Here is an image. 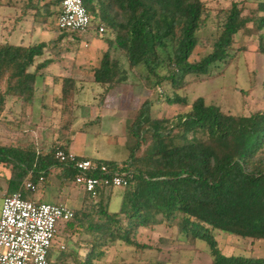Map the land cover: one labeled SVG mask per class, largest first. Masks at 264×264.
Wrapping results in <instances>:
<instances>
[{"label": "trees", "instance_id": "trees-1", "mask_svg": "<svg viewBox=\"0 0 264 264\" xmlns=\"http://www.w3.org/2000/svg\"><path fill=\"white\" fill-rule=\"evenodd\" d=\"M39 1L24 4L30 11ZM246 1L234 0L230 7L215 10L205 0H84L91 17L88 29L56 25L55 36L48 41L0 42V163L11 170L4 197L20 193L24 199L42 203V197L33 200L28 194L43 196L56 178L60 188L69 183L78 186L87 202L84 209L54 202L69 207L73 215L57 223L66 245H59L57 234L48 253L50 264H67V253L75 243L84 254L79 252L74 264H104L101 259L117 243L139 251L137 264H191L181 250L163 252L162 247H157L154 261H141V252L153 246L139 241V235L159 226L172 232L170 239L161 237L162 245L181 241L197 252L194 246L203 242L210 248L211 264H264V256H253L257 241H264V110L249 115L227 113L207 102L206 96L189 101L178 92L224 73L247 50L235 47L240 31L256 34L257 51L264 55V0L258 1L250 15L244 12ZM62 3L55 0L49 5L47 24L61 13ZM209 25H213L212 33L201 35ZM96 30L101 36L105 33L102 40L107 48L91 77L105 87L103 98L117 85L130 83L133 73L151 91L170 85L175 93L167 101L185 108L173 123L152 118L153 101L146 100L129 125L133 143L124 161L80 155L71 160L68 156L72 134L85 130L75 129L74 124L77 96L86 79L74 72L76 56L60 73L51 72L50 66L60 61L62 53L76 54L85 33ZM66 36L74 38L72 47L61 46ZM201 37L206 40L202 42ZM200 45L206 52L192 59ZM49 91L51 104L46 102ZM37 103L42 110H51L50 115L42 112L39 121ZM49 118L60 144L40 150L36 125ZM59 151L65 153L64 159ZM84 159L96 166L87 172L99 181L92 191L76 182L81 174L76 162ZM116 174L128 183L121 187L119 208L111 209ZM28 182L35 185L34 190L27 187ZM233 239L250 242L251 247L234 248Z\"/></svg>", "mask_w": 264, "mask_h": 264}, {"label": "rangeland", "instance_id": "rangeland-1", "mask_svg": "<svg viewBox=\"0 0 264 264\" xmlns=\"http://www.w3.org/2000/svg\"><path fill=\"white\" fill-rule=\"evenodd\" d=\"M205 1L208 6L218 10L230 7L234 0ZM258 1L259 0L246 1L244 7L246 15H250L251 10L256 9ZM56 22L55 15L51 17V23H48V27L44 33L50 34L49 36H51V33L54 34V29L57 25ZM94 24H96V22ZM93 27L96 28V25H93ZM212 31L213 25H209L206 30L202 31L201 35L208 36ZM98 33V31L93 34L85 33L86 37L76 52L77 55L79 54V63H85L82 62L84 60L90 61L88 66L81 68V71L78 70V63L75 62L77 64L74 71L77 74L76 76H82V79H84V77L86 79L82 81L83 85H86V88L83 93L79 95L80 97H77L76 112L78 115L75 121L77 129L85 127L86 130L79 135L77 142L90 146L96 153L106 156V158L124 161L129 158L130 145L133 143V138L130 137L129 134V125L135 119L138 110L146 100L153 101L151 109L149 110L152 118H166L172 120L173 123L176 121L178 113L183 111L184 107H182L181 104H170L167 101V96L171 97L173 93H175L170 85H165L164 88L158 91H151L147 89L133 73L129 81L130 83L117 85L109 92L107 98H105V96L103 98V94H107L105 92V87L93 82L90 76L94 67L99 65L103 52L107 48V44L102 40L106 37L105 33L102 36ZM96 34L98 35V40L91 42V37H88L90 35L96 36ZM255 35L256 34H251L248 31H240L235 36V47L245 46L247 50L238 54L224 73L219 74V76L215 74V78L191 84L184 90H179L178 92L189 101L201 95L206 96L207 102L216 103L227 113L249 115L259 110H264V55L257 51L258 38ZM201 39L202 42L206 40L205 37H201ZM61 43V46L72 47L75 41L72 36H66ZM98 44L100 45L99 47ZM205 52L206 47L200 45L195 49L191 58L198 59ZM76 54L73 51L62 53L60 67L65 66L67 61L73 60ZM120 59L124 61L125 57L121 56ZM108 104H111L113 108H117L120 111L119 114H110L107 118V114H105L106 112L103 111V108H108ZM89 106L95 108H93L94 112ZM110 110H112V108L109 109L108 113H111ZM82 117H84V119H82ZM47 122V126L45 127L48 128V130L45 131L43 136L41 135L39 137V139L42 140V144L39 145V140H36L40 150H49L53 145L60 144V142H57L59 139L58 132L50 125L51 119L49 118ZM143 153L144 150H141L140 154ZM88 156L92 158L96 157L92 155L91 152H89ZM53 179L54 183H49V187L42 199L43 202L54 203L58 201V197L54 199V195L59 196L61 194L59 191L60 189L58 190V186L55 184L56 182L59 184V181L56 178ZM64 188H66L65 195L67 196L64 200H66L68 205L72 206L74 209L87 208L84 193L78 186L74 183H69L64 186ZM122 193L123 189L121 187L113 190L111 195V209L119 208L122 202ZM39 195L38 192H30L28 198L36 200L39 198ZM171 234L172 232L170 229L159 226L154 229V231L148 230L139 235V241L153 246V249H145L141 252V261H154L159 253L157 247H162L163 252H167V249H171L174 252H179L181 250L185 255L184 257L188 260L191 259V264H211L213 258L210 248L203 242H198V244L194 246L199 250L197 252L193 250L192 245H187L183 242L180 243L181 241H178L177 244H170L169 246L162 245L160 241L161 237H169L170 239L172 237ZM62 235V231L60 230L56 240H59V237L62 238ZM226 243H229L228 240H226ZM231 243H233L232 245L246 247L241 240L233 239ZM248 246H251L250 242H248ZM227 249H229L228 246L225 247V250ZM137 252L139 251L135 250V247H129L124 244L119 245L117 243L110 246L108 255L101 260L104 264H111L114 262V259H118L116 264H133L136 263L135 257L138 255ZM263 253L264 241H261L255 247L253 256L259 257L263 255ZM173 258H176V256H173Z\"/></svg>", "mask_w": 264, "mask_h": 264}, {"label": "built area", "instance_id": "built-area-1", "mask_svg": "<svg viewBox=\"0 0 264 264\" xmlns=\"http://www.w3.org/2000/svg\"><path fill=\"white\" fill-rule=\"evenodd\" d=\"M62 8L57 17L60 28L88 29L91 17L84 0H63ZM103 31L101 27L99 32ZM58 155L63 159L66 157L62 151ZM68 156L76 160L77 154L70 151ZM76 165L81 170L76 182L89 191L94 190L99 181L96 177L87 176V172L96 169V166L90 159L77 161ZM112 182L119 188L126 186L128 180L116 174ZM27 187L35 189L31 182L27 183ZM72 215L69 207L49 202L35 203L24 199L20 193L4 197L0 213V264H50L48 253L58 234L57 223Z\"/></svg>", "mask_w": 264, "mask_h": 264}, {"label": "crops", "instance_id": "crops-1", "mask_svg": "<svg viewBox=\"0 0 264 264\" xmlns=\"http://www.w3.org/2000/svg\"><path fill=\"white\" fill-rule=\"evenodd\" d=\"M25 1L26 0H0V42H10L13 44L29 45V44L35 43V42L48 41L55 36L52 33H51V36H49L50 34L44 33L48 27V24L44 20L46 18L49 19V10H50L49 5L53 4L55 2V0H40L38 7L36 9H32L30 11L26 8V5L24 4ZM57 17H58V15H56V20H57ZM90 40H91V42H93V41H96L98 39L96 37H91ZM97 43H99V42H97ZM99 46L100 45L98 44V47ZM101 51H102V49H101ZM75 56L77 58V59L75 58V61L78 63V70H80V71L82 70L81 68H83V67L85 68L90 63V61L84 60V61H82V62H85V63H83L84 64L83 65L82 63H79V54L78 55L76 54ZM60 66H61L60 61H55L50 66V71L55 73V74L60 73L61 68H62ZM76 66H77V64H76ZM90 76H92V74H90ZM80 77L83 78L82 76H80ZM47 81L49 82L50 79L47 78ZM88 83H90V82H88ZM81 85H82V87H81V90H80V93L78 94V96L81 95L86 88V85H83V83H81ZM52 97H53V93H52V91H49L47 94V100H46V102L48 104H51ZM86 105H87V103H86ZM89 107H91V106H89ZM91 108L93 109L94 107H91ZM111 108H112V110H110L111 113H108L109 109H111ZM94 109H93V112H94ZM103 109H104L103 111L106 112L105 114H107L106 115L107 118L110 116V114H119V112H120L117 108H113L111 104H108V108L106 107ZM50 111L51 110H47V109L42 110L41 104L37 103L36 108H35V115L37 116V120L39 121L38 117L42 112L50 115V113H51ZM44 113H42V114H44ZM111 116H113V115H111ZM82 119H84V117H82ZM47 123L48 122L46 120L44 124L36 125L35 130H36L37 139L39 140V145L42 144V140L39 139V137L41 135L43 136L45 131L48 130V128L45 127V126H47ZM74 128L77 129L76 123L74 124ZM83 129L86 130L85 127ZM85 130H83V131L76 130L72 134V143L70 145V151L74 152L75 154L80 155V156H88L89 152H91L92 155H95L98 158H106V156H103L99 153H96L95 150L91 149L90 146L77 142L79 135L81 133H83ZM37 145H38V142H37ZM91 150L94 152H92ZM106 159H110V158H106ZM10 177H11L10 168H8L4 164L0 163V213H1V209H2V203H3L4 195L7 191V180ZM53 183H54V180H52L51 184H53ZM55 184L58 186V190L60 189L59 191L61 193L60 194L61 196L60 195L59 196L54 195V199H56L58 197V201L66 202V200H64L65 198H67V196L65 195L66 194V191H65L66 188H60V186L57 182ZM39 197H42V199H43L44 195L43 196L40 195ZM60 239L61 238L59 237V240L57 241L59 243V245L60 246L66 245V243L63 241V239H61L62 241ZM260 242L261 241H257L255 247ZM231 244H233V243H231ZM75 245L76 246H74L72 244L70 251L67 253V255H69L67 257V259H68L67 264H74L76 261V258L79 257V255H78L79 252L81 254H84V252L81 249V246H79L77 243H75ZM234 246H235L234 248L239 247V248H244V249L245 248L249 249L251 247V246L250 247L248 246L247 242H245L246 247L236 246V245H234ZM255 247H254V249H255ZM242 251L243 250L241 249L240 252H242ZM260 256H264V253H263V255H260Z\"/></svg>", "mask_w": 264, "mask_h": 264}]
</instances>
